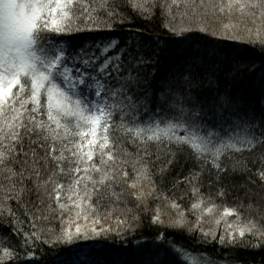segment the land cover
Instances as JSON below:
<instances>
[{
    "label": "snow or ice",
    "instance_id": "snow-or-ice-1",
    "mask_svg": "<svg viewBox=\"0 0 264 264\" xmlns=\"http://www.w3.org/2000/svg\"><path fill=\"white\" fill-rule=\"evenodd\" d=\"M180 7L0 0V264L102 236L154 238L124 264H264V38L232 22L264 19V0ZM244 44L258 73L219 55Z\"/></svg>",
    "mask_w": 264,
    "mask_h": 264
},
{
    "label": "trees",
    "instance_id": "trees-1",
    "mask_svg": "<svg viewBox=\"0 0 264 264\" xmlns=\"http://www.w3.org/2000/svg\"><path fill=\"white\" fill-rule=\"evenodd\" d=\"M205 4H208L209 2H218V0H203ZM224 2H227V0H224ZM169 3H172V0H169ZM177 3L181 5L179 11H184V4H195L199 5L201 3V0H177ZM174 11H176L175 6H173ZM187 11L191 12L192 9L189 8ZM197 12L201 11L199 8L196 9ZM234 24H236L239 28H245L251 30L252 33V39L253 40H259L261 38H264V19L257 18L256 21L253 23L248 20H241V18L236 17L232 21ZM151 27V26H149ZM151 35L153 37H158L161 35L159 31H153L151 32ZM151 41H149V46H151ZM221 58H224L225 56H229L230 59L233 61L232 68L235 69L237 63L240 61H246V62H254L256 65L257 73L259 72V68L262 66L261 64V52L258 48H252L249 44L240 45L233 48L226 49L225 52L219 53ZM240 66L242 67L243 64L241 63ZM223 67V66H220ZM234 71L232 73H229L227 69H224L223 72V82L222 86L225 87L229 92H235L237 97L243 98L246 96L245 89L247 87V81L244 80V76L241 75L237 77L235 80L232 79V76L234 75ZM241 81H244V83H241ZM243 159L244 163L247 164L249 167H252V165L249 163L251 157L247 152L243 154L242 157H239ZM253 171H256L255 168H253ZM208 183V181H206ZM139 186L145 194H147L151 190V186L147 184L145 180H142L139 182ZM201 192H205V189H201ZM164 195H168L169 193L167 190H165ZM176 196H179L180 193L176 192ZM190 202H195V200H185L184 204L187 205ZM217 203H220L219 201ZM225 206L231 207V203L227 202L225 203ZM135 211V209H132ZM222 211V208L219 209ZM170 214H174L175 210H168ZM207 218V214L206 217ZM23 220V217H21ZM27 222L25 221V225ZM114 225V221H113ZM214 221L212 222V225H206V228L208 226H213ZM57 226L56 221H52L51 223L45 222L43 224H37V227H44V228H55ZM179 238V237H178ZM173 238H169V243H171ZM154 238L152 236H142L139 241H133L131 244H121L119 237L109 236V237H96L93 239H90L87 242H79L76 245L67 246V245H55L50 247H38L32 249V252L35 254V259L39 261V264H74V262L77 259V253L75 251L76 248L80 247L82 244H89V245H100L99 247H93L89 250V256L92 264H96L97 261L101 262V264H124L125 261L134 262L136 257H134L129 252H124V249H132L137 243H143L145 241H153ZM212 249L209 248V251ZM220 251L219 248L216 249V252L218 253ZM245 260H251V257H248L247 254H244ZM259 260V257L256 258Z\"/></svg>",
    "mask_w": 264,
    "mask_h": 264
}]
</instances>
